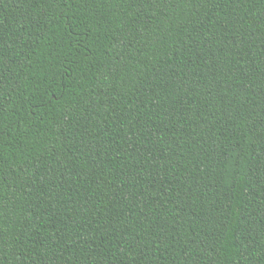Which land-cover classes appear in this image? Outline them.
I'll return each mask as SVG.
<instances>
[{"label":"trees","instance_id":"obj_1","mask_svg":"<svg viewBox=\"0 0 264 264\" xmlns=\"http://www.w3.org/2000/svg\"><path fill=\"white\" fill-rule=\"evenodd\" d=\"M0 264H264V0H0Z\"/></svg>","mask_w":264,"mask_h":264}]
</instances>
